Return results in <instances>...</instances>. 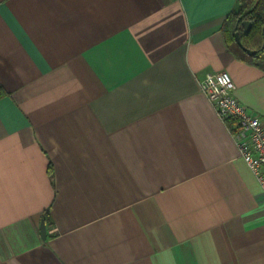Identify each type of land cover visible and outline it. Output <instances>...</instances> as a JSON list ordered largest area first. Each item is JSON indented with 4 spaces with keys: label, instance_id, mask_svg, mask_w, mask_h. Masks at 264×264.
<instances>
[{
    "label": "crops",
    "instance_id": "1",
    "mask_svg": "<svg viewBox=\"0 0 264 264\" xmlns=\"http://www.w3.org/2000/svg\"><path fill=\"white\" fill-rule=\"evenodd\" d=\"M236 5L0 0V264H264V189L202 90L227 71L264 119Z\"/></svg>",
    "mask_w": 264,
    "mask_h": 264
},
{
    "label": "built area",
    "instance_id": "2",
    "mask_svg": "<svg viewBox=\"0 0 264 264\" xmlns=\"http://www.w3.org/2000/svg\"><path fill=\"white\" fill-rule=\"evenodd\" d=\"M236 86L227 71L207 73L204 95L227 124L240 156L264 189V119L251 112L235 95Z\"/></svg>",
    "mask_w": 264,
    "mask_h": 264
},
{
    "label": "trees",
    "instance_id": "3",
    "mask_svg": "<svg viewBox=\"0 0 264 264\" xmlns=\"http://www.w3.org/2000/svg\"><path fill=\"white\" fill-rule=\"evenodd\" d=\"M243 21L252 23L248 33L244 32ZM237 23H239L238 29H236ZM223 31L228 47L236 58L264 71V0H237L236 7L224 23ZM236 31H240L243 45L255 50V54L250 55L239 46L235 39ZM49 212L48 209L46 215Z\"/></svg>",
    "mask_w": 264,
    "mask_h": 264
},
{
    "label": "water",
    "instance_id": "4",
    "mask_svg": "<svg viewBox=\"0 0 264 264\" xmlns=\"http://www.w3.org/2000/svg\"><path fill=\"white\" fill-rule=\"evenodd\" d=\"M242 25L244 26V29H245L244 32H245V33H248V31H249L250 28H251L252 23L249 22V21H243ZM238 27H239V23H237V25H236V29H238ZM235 39H236V42L239 44V46H240L243 50H245L248 54L253 55V54L256 53L255 50H251V49H249V48H247V47H245V46L243 45V43H242V41H241L240 31H236V33H235ZM41 236H42L44 239H46V236H47V228H46V223H45V220H44V219H42V221H41Z\"/></svg>",
    "mask_w": 264,
    "mask_h": 264
}]
</instances>
